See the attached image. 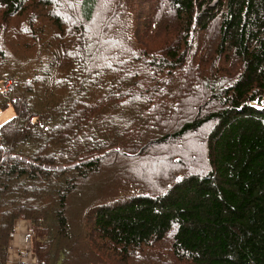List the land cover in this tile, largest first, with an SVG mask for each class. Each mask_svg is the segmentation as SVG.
Wrapping results in <instances>:
<instances>
[{
	"label": "trees",
	"instance_id": "1",
	"mask_svg": "<svg viewBox=\"0 0 264 264\" xmlns=\"http://www.w3.org/2000/svg\"><path fill=\"white\" fill-rule=\"evenodd\" d=\"M5 1L15 12L25 4ZM171 1L185 17L169 39L181 75L173 91L160 80L144 90L125 59L143 38L134 0H108L96 26L98 0H75L73 15L46 0L54 31L32 39L22 65L0 54V109H15L0 127V264L18 219L32 223L37 264H264V0ZM139 11L155 32L160 13ZM115 39L126 44L115 50ZM189 86L205 94L192 106ZM211 123L200 171L180 156L155 179L120 170ZM166 247L169 256L157 251Z\"/></svg>",
	"mask_w": 264,
	"mask_h": 264
},
{
	"label": "rangeland",
	"instance_id": "2",
	"mask_svg": "<svg viewBox=\"0 0 264 264\" xmlns=\"http://www.w3.org/2000/svg\"><path fill=\"white\" fill-rule=\"evenodd\" d=\"M46 0H25L24 6L19 7L21 9L20 11H13V8L8 7V4L5 0H0V54L1 55H7L10 52H13L12 56L13 58L20 62V65H22L21 61H23L25 58L23 57V51L26 49V46H29V44H32V39L34 37H37L38 35H42V40L45 39V36L47 33L54 31V28L52 26L51 19L49 18V15L47 16V13L49 11V8L43 5ZM135 4L133 6V15L139 20L138 26L143 30L142 33V41H140V47L141 50H138V48L133 47L129 52L126 53L125 59L128 57H134V62L137 68L139 69L137 76H141L146 82L144 90H146L149 86L153 85L155 88H157V80L164 81V83L161 85V89L164 88L169 81H171V85L169 88H167L168 91H173L172 89L177 84V82L180 80V72L177 73V68L170 66L172 62L171 59H169L172 51L173 46L169 41V39H173L176 35L180 33V30L182 28L181 24L183 23L182 18L185 19L183 16L177 15V8H173L174 6L173 2L170 0V3L166 2L165 0H134ZM54 5L52 8V13L55 14H76V11L74 10L75 7V0H53ZM99 7H98V13L100 16H97V19L95 21V26L100 25L104 19V16L107 14V7H108V0H98ZM142 5L144 9L147 11V15L152 17L155 15V13H160L158 18H161L160 24L156 28L155 32L147 31L146 27V16L145 12L140 13L139 6ZM40 15V17L38 16ZM151 17V18H152ZM171 27L172 33L170 32L167 35H165V32H160V34H156L157 31H162L163 29L167 27ZM210 31V30H209ZM208 31V32H209ZM210 33V32H209ZM207 37V35H206ZM126 44L125 41H121L119 39H115L111 41V44L109 45L115 50H118V48H122ZM168 44V45H167ZM167 45V47H165ZM38 49V47H35ZM149 48H156L155 57H153L150 53L145 54L140 51H145ZM130 49V48H129ZM198 47H194L192 52L185 51L184 55V63L185 64H193V57L195 55V52L197 51ZM108 51V50H107ZM168 51V54L166 53ZM108 55H114L115 51H112L110 49L108 52ZM200 53V51H199ZM188 62H187V61ZM178 62V61H177ZM161 63H168L170 67L165 68V70H161L159 65ZM179 63V62H178ZM132 67V66H130ZM5 68L2 69L0 66V89H4L7 87L8 83L4 81V79L7 77V73L4 72ZM168 71V72H167ZM167 72V73H166ZM129 74H131V71L129 70ZM174 74V76L172 75ZM150 76L154 77V82L152 83L150 81ZM194 87L200 85L201 83H192ZM185 89L191 90V95L194 94V90L192 87H186ZM203 99L205 98V94L203 92H199L198 94H194L191 98V102L188 103V105L192 106L195 99ZM206 100L202 103V108L205 111H208L212 109L209 105L206 104ZM169 103V102H168ZM215 106V105H214ZM190 111H192L190 109ZM209 112V111H208ZM15 115V109L12 105H9L6 108L0 109V127L4 122H6L8 119L13 117ZM214 123H211L205 127L203 131H201L202 135L196 134L195 136H189L186 139L183 140V142L174 141L171 139L166 140L164 143H160V147L152 150L145 151L146 153H141L140 156L143 158L141 160H135L134 163H128L125 168H120V170H126V171H132L136 172L135 175H137V179H155L159 173H167L172 172L171 169L173 168V162L175 161V158L180 156L181 160L180 162H185L184 165L193 166L195 164L196 167H198L199 171L201 167H206L207 160H206V145L203 143L204 141L203 135L206 133L208 134L209 131H211L212 126ZM152 136V134H149ZM150 151V154L147 153ZM194 161V162H192ZM128 167V169H127ZM143 177V178H140ZM92 187H87L86 191L88 195L91 194L93 190ZM95 187H99L98 184H96ZM99 189H102L101 187ZM97 190H94V193ZM80 195V191L78 192ZM83 199H76L73 201V206L71 203V208H69V212H77V210L80 207L81 201ZM30 229H33L32 223L28 219H18L15 222L13 230L10 232L8 237V247H7V257L9 255V251L11 248L15 247L17 244L20 243L19 237H12L11 233H15L16 235H23L25 232L29 231ZM32 251L34 253V256L36 258V262H38V254L35 249L34 244L32 243ZM157 251H160L163 255L169 256L170 247L166 248H157ZM155 254H157L155 251H153ZM161 256V255H159ZM163 257V256H161ZM7 263V261H6Z\"/></svg>",
	"mask_w": 264,
	"mask_h": 264
},
{
	"label": "built area",
	"instance_id": "3",
	"mask_svg": "<svg viewBox=\"0 0 264 264\" xmlns=\"http://www.w3.org/2000/svg\"><path fill=\"white\" fill-rule=\"evenodd\" d=\"M33 229L23 235L11 233L12 237H19L20 243L11 248L7 257V264H36V258L32 251Z\"/></svg>",
	"mask_w": 264,
	"mask_h": 264
},
{
	"label": "water",
	"instance_id": "4",
	"mask_svg": "<svg viewBox=\"0 0 264 264\" xmlns=\"http://www.w3.org/2000/svg\"><path fill=\"white\" fill-rule=\"evenodd\" d=\"M34 116H32V118H33Z\"/></svg>",
	"mask_w": 264,
	"mask_h": 264
}]
</instances>
